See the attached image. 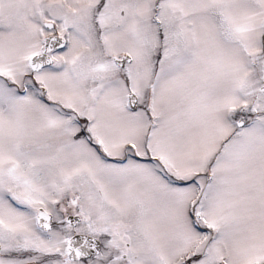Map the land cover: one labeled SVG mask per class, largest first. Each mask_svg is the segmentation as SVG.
Listing matches in <instances>:
<instances>
[{"label": "snow or ice", "instance_id": "6c2138e0", "mask_svg": "<svg viewBox=\"0 0 264 264\" xmlns=\"http://www.w3.org/2000/svg\"><path fill=\"white\" fill-rule=\"evenodd\" d=\"M0 264H264V0H0Z\"/></svg>", "mask_w": 264, "mask_h": 264}]
</instances>
